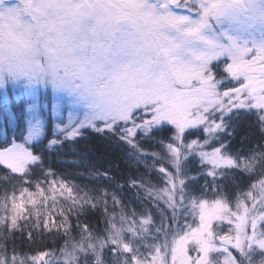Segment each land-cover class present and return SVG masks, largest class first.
Segmentation results:
<instances>
[{
  "label": "snow or ice",
  "instance_id": "obj_1",
  "mask_svg": "<svg viewBox=\"0 0 264 264\" xmlns=\"http://www.w3.org/2000/svg\"><path fill=\"white\" fill-rule=\"evenodd\" d=\"M0 264H264V0H0Z\"/></svg>",
  "mask_w": 264,
  "mask_h": 264
}]
</instances>
